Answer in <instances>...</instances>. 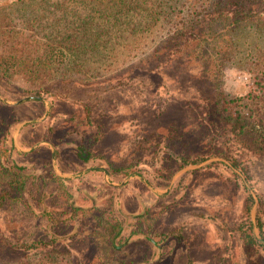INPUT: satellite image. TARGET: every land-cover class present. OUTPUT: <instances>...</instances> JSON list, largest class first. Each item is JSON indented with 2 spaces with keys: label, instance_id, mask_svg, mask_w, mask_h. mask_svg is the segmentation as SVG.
I'll list each match as a JSON object with an SVG mask.
<instances>
[{
  "label": "rangeland",
  "instance_id": "1",
  "mask_svg": "<svg viewBox=\"0 0 264 264\" xmlns=\"http://www.w3.org/2000/svg\"><path fill=\"white\" fill-rule=\"evenodd\" d=\"M114 4L51 98L32 70L71 13L0 15V264H264V148L216 102L261 90L264 0Z\"/></svg>",
  "mask_w": 264,
  "mask_h": 264
},
{
  "label": "trees",
  "instance_id": "2",
  "mask_svg": "<svg viewBox=\"0 0 264 264\" xmlns=\"http://www.w3.org/2000/svg\"><path fill=\"white\" fill-rule=\"evenodd\" d=\"M117 1L124 3L126 0H16L9 5L0 6V15L4 14V19H7L3 27L5 29L8 27H12L11 29H14V27H16V25L13 26L14 17L11 18L14 12L16 16H20L21 14L20 17L22 19L23 17H27L26 15H28V19L31 18L30 16H36L35 20H33V22H36L40 21L39 13L54 14L56 11L60 10V12H62L66 18L69 13H77L75 8L69 10L68 3H71L74 6L84 5V9L78 10H85V12L77 13L78 15L75 18L76 20L71 19L70 21V14L68 19L65 21L66 23L60 26V28H63L66 33L73 29V32L70 33V37L72 33H76V37L79 38V41L76 43V47L74 43H64L63 41H60L59 45L54 47L51 52L47 51L45 53L50 54L48 64L47 61L46 63H41L40 61H44L45 59L40 57V61L36 65L37 70H32L33 73H37V77L40 79V93L37 95V97L51 98V92L46 88H43V85L49 81L59 78L60 75L63 77L71 75L74 73L76 67H81L80 63L76 62V59H80L81 55L86 52L84 51L86 47L89 49L92 47L91 43L96 44L99 41L98 36H100L101 24H98L97 21H94L97 17L96 14H108V18L102 24L103 31H107L106 29H109L108 25H111L112 20L115 19L113 14H115L119 9L113 8V6H115L114 3ZM104 2L107 3L103 4ZM79 19L82 20L77 22ZM74 23H76V27L73 26ZM12 41L10 42L11 44L13 43ZM13 52L14 49L10 50V53ZM14 56L15 55L10 54L8 58H2L0 60V73L3 75H11V73L17 72V70L14 71L12 68L16 66L20 67L21 63H18L17 58L15 59ZM45 57L47 58L48 56L45 55ZM53 63L56 65L53 66ZM62 69L63 72L59 73V70ZM258 84L261 89L259 92L251 91L242 97L229 98L223 90H220L218 92L216 102L218 105L219 116L224 122L230 124L233 135L236 137L249 135L256 142H258L259 147L264 148V82L258 80ZM86 155V153L82 154L83 157ZM199 160H193L190 163H198ZM230 161L235 167L241 169L244 172L243 167L239 165L237 160L231 158ZM251 202H253L252 198ZM250 224L251 232L248 231L246 233V242L254 245L258 243L259 240L253 233L252 222H250ZM118 233L119 232H117V234Z\"/></svg>",
  "mask_w": 264,
  "mask_h": 264
}]
</instances>
